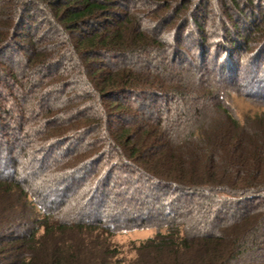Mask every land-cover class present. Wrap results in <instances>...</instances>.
<instances>
[{
    "label": "trees",
    "instance_id": "trees-1",
    "mask_svg": "<svg viewBox=\"0 0 264 264\" xmlns=\"http://www.w3.org/2000/svg\"><path fill=\"white\" fill-rule=\"evenodd\" d=\"M217 1L236 36L230 22L220 17L216 27L229 35H221L215 45L204 9L209 0H10L12 16L0 19V160L3 154L9 166L17 167L24 159L41 185L70 179L71 187L87 166L106 162L92 171V183L82 191L92 205L110 171L120 180L117 195L131 206L140 202V194L157 188L174 192L200 187L207 196L190 203L193 214L180 220L158 215L126 224L110 217V224L103 225L85 216L69 222V216L53 214L51 204L40 198L41 185L18 182L13 179L16 170L6 171V176L0 174V264H115L117 251L108 237L143 228L167 231L148 240L152 256L144 264H238L264 242V118L241 123L227 114L194 127L203 107H188L192 119L181 106L175 114L168 108L166 116L143 112L146 104L152 108L171 100L191 105L198 99L219 100L220 91L211 88L199 98L194 93L198 72L176 67L190 48L204 59L215 54L219 61L240 50L246 32L253 37L259 30V42L264 41V17L255 14L264 13V4L234 0L231 5L240 11L233 13L228 0ZM42 13L47 28L35 33L33 15ZM54 27L61 37L47 40ZM25 28L33 34L22 32ZM257 42L255 37L254 46L264 50V42ZM16 54L19 69L11 57ZM67 57L75 69L55 72ZM131 57L140 64L129 61ZM185 73L184 78L179 75ZM75 81H83L86 90H73ZM52 97L61 104L51 103ZM92 106L98 112L91 113ZM177 124L189 126L178 139L173 136ZM82 142L87 149L73 155ZM58 152L66 155L57 157ZM50 160L54 165L49 166ZM128 177L136 185L124 184ZM173 192L170 203L190 195L173 197ZM204 200L208 207L202 213ZM227 208L245 210L233 219L225 215ZM197 211L211 217L206 232ZM12 223L26 224L28 230L17 235L7 228Z\"/></svg>",
    "mask_w": 264,
    "mask_h": 264
},
{
    "label": "rangeland",
    "instance_id": "rangeland-1",
    "mask_svg": "<svg viewBox=\"0 0 264 264\" xmlns=\"http://www.w3.org/2000/svg\"><path fill=\"white\" fill-rule=\"evenodd\" d=\"M237 1L239 3L243 2V0ZM228 2L231 5L234 0H228ZM262 4L264 3L259 0L258 6ZM231 8L233 10V13H237V10L240 11L238 7L235 8L231 5ZM204 9L207 11V27L210 31L209 33L211 44L215 43V45H217L220 39L219 37L221 35H229V33L225 32L224 29L222 31L221 25L219 27H216V23L218 22V18L220 17L222 19L224 18L227 22H230V25L232 26L230 27V29L234 31V34L236 36L233 24H231V20L229 18L230 16L224 13L220 3L217 0H209L208 4L205 5ZM12 13L13 5L11 4L10 0H0V19H2L3 17L5 18L12 16ZM258 13V11L255 12L256 17L260 15L264 17V13H260L259 15ZM33 16L35 21L33 27L34 29H37V31L35 32L34 30V32H43L45 30L44 28H47V25L44 24V14H34ZM27 30L28 28H25L22 32L29 33V35L33 34L30 33V30ZM248 34L249 32H246L242 35V39H240L241 43L239 44H242V47L238 46L240 47V50H237L235 52L232 51L228 58L226 56L224 59V57L222 56L223 58L219 57V61H217V55L211 54L208 58L204 59L203 56H198L195 52H192V48H190L188 51L191 52L188 57L179 58L176 60V67L182 68L184 70L194 69V71L198 72L196 76L199 79L200 83L198 82L196 84L198 86L194 88V93L199 96V98L200 95L202 93L207 92L208 89H214L215 91H220L218 93L219 100H216L215 98H210L206 99V101H200V99H198L196 102H192V105L190 102L183 104L180 102V100H171V102H169L168 104L161 102L158 106H153L152 108L149 104H146L147 107L145 108V111H143L144 115H146L147 112H151L155 114L159 113L166 116L168 108H172L175 114V109H178L176 106H181V111H187V118L192 119L193 115L191 111L193 112V110H190L189 108L193 107L195 109V107H203V112L202 116L200 117V121L197 122V124H195L196 122H194V127L199 126L203 123L209 124L210 121H214L216 119H220L221 121V119H223L224 116H227V114H229L236 120H239L241 123H252L258 118L263 119L264 50L262 49V46L259 48L258 46H254V40L256 37V40H258V44H263L264 41L259 42L260 39H262L263 37L260 34L259 30H256L253 33V37H251V35L247 37ZM60 37L61 31L57 27H54V29L51 30V32H49V34L47 35V40H55L56 38ZM231 38L232 37H230V39ZM227 45L229 46V44ZM166 56L168 57V54H166ZM11 57L14 63H16V68L19 69L21 65V57L18 54ZM130 59L131 60L129 61L140 64V62H138L139 59H134L133 57H131ZM157 61L158 60H154V62ZM74 69V61L71 57H67L62 63H60L59 66L56 67L55 72L61 73L65 70L72 71ZM166 72L171 74L172 71H170V69L168 68L166 69ZM204 72L206 73L207 77L203 75ZM179 75L184 78L187 73ZM73 90H76L78 92H84L86 90L85 83L83 81H75L73 83ZM223 97L224 99H222ZM60 101L61 99L52 97L51 103H55L59 106L61 104ZM218 101L221 102V104H218ZM48 105L50 106V103H48ZM220 105L224 106V110L221 109ZM90 112H98L97 107H90ZM140 116H142V109ZM187 130H189V126H185V124H177L175 127V131H173V136H176V138L178 139L182 137V135ZM246 137L250 138L249 136ZM76 145L77 146L74 147L71 151L73 152V155L82 153L84 149H87L88 144L82 142ZM17 147L18 146H16V150L18 149ZM60 155H66V153L60 154V152H58L57 157H59ZM5 158L6 157L2 154V159L0 160L1 175L6 176V171L16 170L13 179L17 180L18 182L30 181V185H36L37 187H40V176L38 174L34 175L30 173V171L28 170V162L26 160H21L17 167H11L7 164L6 160H4ZM48 164L49 166H52L54 165V162L50 160ZM105 165L106 162H103L102 164L98 165L96 162V165L94 164L90 167L87 166L83 172H79V174H77V181L75 184H73L72 187L68 186L72 183L70 179L63 180L58 185H52L50 182L45 181V184L41 185L42 187L40 188L42 189L43 193V196L40 198L43 199L44 202L51 204V209L54 212L53 214H63L62 217L69 216V218H67L69 222H74L78 219L81 220L85 216H87V220H89V222L91 223L100 222L103 225H109L110 217H118L123 220V223L126 224L130 222V219L146 220L158 215H160L164 219L172 218L171 220H173L175 218L180 220L183 217H188L193 214L192 210L189 207L190 203H201V198L207 196V192L205 193V190L200 187H193L192 190L187 191L179 190L178 188H176L174 192L172 191L173 197H177L179 195L183 196L185 194L184 192H188L190 193V195L187 194L188 196L184 198L179 197V199L182 198V200L173 201L171 202V204L168 200V196L169 193L172 192L167 191L165 188H157L154 191L143 193V195L140 194V202H138V204L135 206H131L130 201H128L124 197H119L117 195V190L115 187L118 183H120V180L118 178V174H116L117 172L112 173L110 171L106 175V187L102 189V193L98 195L95 199L96 205L89 204L86 201V196H84V193H82V191H85L88 187H90L93 180L92 174L94 173V170L96 171V169H100V167H105ZM35 167V169L37 170H39L40 168L37 163L35 164ZM129 178L130 177H128V179L124 181V184L136 185L135 179L133 180L132 177L130 179ZM82 188L84 189L82 190ZM78 191L80 192L78 193ZM131 193H133V191H131ZM209 194H211V192H209ZM258 194L259 193H256L255 195L254 193L253 197H262V195L259 196ZM201 205V212L203 213L204 210H206V207H208V205H206L205 200ZM62 210L65 211V213H60V211ZM244 210V208H227L225 210V215H227L229 218L237 219L241 217ZM201 212L197 211V213H194V215L196 219H199V221H197L199 222V225H201V227L204 226L202 232H206L208 231L207 229L209 224H211V217H203V215H201ZM96 217H100L101 219L97 220ZM7 228L9 231L11 230L17 235H21L24 231L28 230L26 224L12 223L8 225ZM159 232H161L162 234L167 233L166 229L158 230L156 228H143L122 231L119 233H115L113 236L108 237L109 242L113 246V249L117 251L116 258H114L115 264H141V262L142 264H144L147 261L150 263L149 260H151L152 256V251L150 249L152 248L151 244L147 242L149 239L155 238ZM261 233V230L257 231L258 235H261ZM69 238L73 237L70 235ZM74 243H76V241H74ZM79 244H85V246H87V244L84 243L82 240H79ZM90 244L91 242L88 241V245ZM163 259L168 260L169 258L165 257ZM238 264H264V242L261 245H258L255 249H253L252 252H249L245 257L240 259Z\"/></svg>",
    "mask_w": 264,
    "mask_h": 264
}]
</instances>
